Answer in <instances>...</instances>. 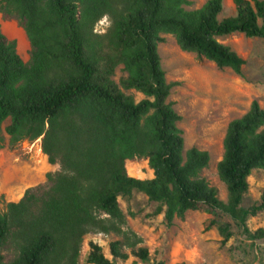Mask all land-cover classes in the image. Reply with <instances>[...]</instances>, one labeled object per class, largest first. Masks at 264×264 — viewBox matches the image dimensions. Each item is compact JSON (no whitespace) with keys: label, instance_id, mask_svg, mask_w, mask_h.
Returning <instances> with one entry per match:
<instances>
[{"label":"trees","instance_id":"trees-1","mask_svg":"<svg viewBox=\"0 0 264 264\" xmlns=\"http://www.w3.org/2000/svg\"><path fill=\"white\" fill-rule=\"evenodd\" d=\"M232 1L234 14L219 17L222 0H204L193 9L184 8L187 0H0V10L17 17L29 40L23 60L16 41L0 27V140L2 130L11 145L42 136L48 160L65 154L61 163L72 172L50 176L47 185L28 187L6 203L0 264H76L82 235L101 221L96 212L118 215V195L133 190L158 203L167 225L187 210L220 211L244 238L264 239V226L247 225L249 216L264 211V189L250 205H241L249 175L264 169V107L253 99L226 125L216 163L227 189L224 201L200 176L209 152L196 146L183 152L181 116L168 99L179 82L166 79L157 49L160 33H171L180 49L241 73L245 59L219 37L240 32L264 38V0ZM106 14L112 25L103 46L93 27ZM117 63L126 71L119 83L111 77ZM119 85L143 97L135 100ZM133 157L147 159L151 177L126 173L125 161ZM213 225L225 244L231 223L212 218L205 228ZM13 241L19 242L17 252L5 261L4 249ZM108 245L113 259L127 257L120 240ZM131 252L149 261L146 246ZM84 261L112 264L91 240Z\"/></svg>","mask_w":264,"mask_h":264},{"label":"rangeland","instance_id":"rangeland-1","mask_svg":"<svg viewBox=\"0 0 264 264\" xmlns=\"http://www.w3.org/2000/svg\"><path fill=\"white\" fill-rule=\"evenodd\" d=\"M203 2L187 0L183 6L193 9ZM234 11L232 0H222L219 17L232 15ZM111 25L112 18L107 14L94 24L95 39L103 46L107 43ZM0 27L8 38L16 41L17 52L23 60H27L29 40L17 17L0 10ZM160 36L163 40L158 43L157 49L165 77L179 82L171 88L168 99L173 101L174 109L181 116L177 125L183 138V152L191 146L209 152L208 165L200 171V176L215 186L218 196L226 201L227 189L217 175L216 163L222 155V138L228 121L243 114L253 99L264 107V38L249 37L240 32L219 37L220 41L245 59L241 73H236L230 67L219 68L211 60L180 49L171 33L161 32ZM125 75L122 63H117L112 79L119 83ZM120 88L133 95L135 100L143 97L135 89ZM2 136L0 212L5 210L8 201H17L26 188L37 184L47 185L49 177L59 173L72 174L66 163H61V159L66 160L65 154L56 156V161L51 163L48 155L43 153L41 160L37 161L36 153H29L22 144L23 139L11 145L9 135L4 130ZM39 137L42 141V136ZM125 170L128 175L139 178L152 176L144 157L127 159ZM86 184V180H80V185ZM248 184L241 202L244 207L258 199L264 189V169L253 170ZM117 200L118 215L96 212L101 221L82 235L76 264H89L85 263L84 255L90 240L102 246L112 264H150L155 260H162L165 264H264V239L251 241L244 238L230 218L220 211L187 210L182 219L174 217L172 224L167 225L163 212L156 209L158 203L149 200L145 193L133 190L129 195H118ZM212 218L231 223L232 235L225 244H221V235L215 225L205 228ZM247 225L250 229L264 226V211L249 216ZM115 239L120 240L123 250L127 252L125 259L112 258L108 244ZM18 244L13 241L4 249L5 261L14 257ZM138 246L148 248L149 261L143 262L132 254L131 250Z\"/></svg>","mask_w":264,"mask_h":264},{"label":"built area","instance_id":"built-area-1","mask_svg":"<svg viewBox=\"0 0 264 264\" xmlns=\"http://www.w3.org/2000/svg\"><path fill=\"white\" fill-rule=\"evenodd\" d=\"M22 144L24 145V147L27 149V151L29 153H36L35 155H37V161H40L43 155V151L41 148V140L40 137L35 138L34 140H27V139H23L22 140ZM37 151V152H36Z\"/></svg>","mask_w":264,"mask_h":264}]
</instances>
